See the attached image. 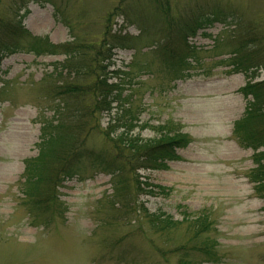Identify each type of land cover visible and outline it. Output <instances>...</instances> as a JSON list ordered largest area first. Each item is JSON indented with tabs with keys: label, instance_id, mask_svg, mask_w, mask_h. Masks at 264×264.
<instances>
[{
	"label": "rangeland",
	"instance_id": "374dc122",
	"mask_svg": "<svg viewBox=\"0 0 264 264\" xmlns=\"http://www.w3.org/2000/svg\"><path fill=\"white\" fill-rule=\"evenodd\" d=\"M207 4L233 9L242 21L259 20L264 13V0H0V17L26 12L23 26L54 44L100 42L107 15L122 6L109 24L137 38L129 48L115 50L110 69L121 70L111 81L120 83L126 107L138 117L132 133L154 137V126L171 122L192 139L177 149L180 160L138 170L141 186L153 193H139L134 174L113 177L83 159L80 173L58 188L57 202L45 210L33 208L21 194L24 160L38 154V119L52 114L45 109L50 105L46 82L57 79L51 70L64 55L35 57L19 50L5 57L0 66V87H6L0 95V264H264V199L249 179L253 151L233 135L246 104L239 88L247 78L214 64L229 56L230 45L215 48L226 27L215 22L187 38L195 51L188 58L189 77H175L158 48L159 42L183 44L161 8L181 19ZM108 121L103 113L100 127ZM100 127L89 133L86 147L107 153L110 141ZM125 177L128 190L116 196V179ZM205 212L210 228L197 235L190 223ZM163 215L174 223L161 228ZM203 246L209 256L197 250Z\"/></svg>",
	"mask_w": 264,
	"mask_h": 264
},
{
	"label": "trees",
	"instance_id": "16d2710c",
	"mask_svg": "<svg viewBox=\"0 0 264 264\" xmlns=\"http://www.w3.org/2000/svg\"><path fill=\"white\" fill-rule=\"evenodd\" d=\"M122 8L116 6L118 10L115 13L118 14ZM161 11L168 28L183 42L176 46L175 42H159L158 45L165 51V62L177 78L192 75L188 70L193 65L188 58L193 57L195 51L187 38L215 22L226 27L215 40V48L230 45L229 56L214 64L226 65L230 67V72H241L247 78L246 83L239 88L246 104L242 117L234 122L233 135L241 147L253 151L251 158L255 166L249 172V179L258 197L264 199V13L259 20L242 21L235 10L213 4L197 8L185 17L181 15V19L169 16L166 7L161 8ZM115 13L107 15L103 38L98 43L75 42L73 39L64 44H54L48 37L33 35L23 26L26 12L20 15L16 11L15 15L0 17V66L5 57L19 50L32 53L35 57L64 55V59L55 62L51 70L57 79L49 84L46 82L45 93L50 105L45 109L52 114L38 119V154L24 160L21 194L31 202L33 208L45 210L51 203L57 202L58 188L65 179L80 173L79 162L83 159L91 161L93 170L112 174L113 177L122 173L134 174L133 181L136 180L140 193L145 189L141 186L138 170L161 169L167 161L180 160L177 149L185 148L192 140L188 134L172 127L171 122L154 126V137L142 138L132 133L138 117L126 107L120 83L111 81L121 70L110 67L113 66L115 50L129 48L137 37L123 33L124 27L113 29L109 23ZM261 74L262 78L254 81ZM62 76L65 77L60 78ZM4 91L6 87H0V95ZM103 113L109 117L105 129L100 127ZM98 127L104 138L110 141L111 149L107 153H96L86 147L89 133ZM128 181L127 177L116 179V196L123 197L129 187L125 184ZM144 192L153 193V190L146 189ZM185 217L188 220L189 215L185 214ZM158 220L161 228L174 223L164 215ZM190 225L197 235L204 232L210 228L208 214L200 213ZM197 250L209 256L210 249L207 246Z\"/></svg>",
	"mask_w": 264,
	"mask_h": 264
}]
</instances>
